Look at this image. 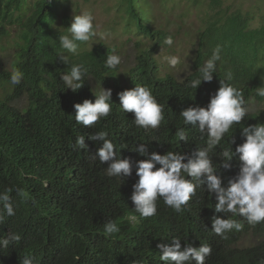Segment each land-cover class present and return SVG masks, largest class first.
<instances>
[{
    "label": "trees",
    "instance_id": "1",
    "mask_svg": "<svg viewBox=\"0 0 264 264\" xmlns=\"http://www.w3.org/2000/svg\"><path fill=\"white\" fill-rule=\"evenodd\" d=\"M123 2L128 21L133 22L136 32L151 40V46L137 54L136 65L122 78L120 65L116 69L105 67L113 48L99 43L83 50L87 42H78L75 54L63 51L72 62L88 68L85 85L73 92L61 80L71 64L61 61L58 40L70 26L68 15L58 16L68 0H34L31 5L26 0H0V38L8 35V25L18 24L20 30L14 34L12 69L0 70V192L12 190L15 213H4L0 238L17 234L20 240L10 242L7 248L0 247V264H22L26 256L32 258L33 264H165L157 245H171L174 237L181 240L182 247L210 246L212 251L205 264H261L264 222L250 225L243 217L235 216L231 218L242 223L241 230L228 232L226 238L215 234L211 230L213 216L228 218L231 214L215 212L214 195L198 189L182 212H175L158 199L157 214L148 218L135 211L131 196L138 180L136 161L150 158L139 156L132 150L134 147L144 143L149 154H164L191 153L206 146L207 137L201 139L198 128L183 125L179 113L190 106L206 107L228 71L233 74L230 83L241 90L248 107L251 99L264 101L256 94V89L264 85L259 74L264 75V24L251 28L249 13L223 7L221 0H210V13L204 16L205 27L194 49V70L180 82L170 75L161 78L155 73L152 54L163 45L165 35L152 28L148 3ZM217 46L222 59L217 62L213 81L202 82L196 90L190 88L189 82L199 75L198 69ZM13 69L24 73L18 85L10 81ZM89 78L98 86L102 83L105 89L111 88L113 101L112 113L91 127L76 122L74 109L85 99L95 101ZM136 84L148 86L164 106L165 119L156 129L136 126L133 114L119 106L117 93ZM22 98L25 108L18 109L12 103ZM256 122H264V109L248 113L213 150V163L224 186L239 171V160L234 157L232 168L224 169L222 164L228 161L219 154L224 148L234 150L243 142L240 127ZM180 127L186 129L187 142L175 136ZM99 131L108 132L107 138L120 151L121 158L132 161L130 177L108 176L110 162L102 164L98 158L92 159L103 142L88 137ZM81 135L87 149L76 146ZM108 221L117 223L118 233H104ZM249 232L261 240L254 246L238 247V240Z\"/></svg>",
    "mask_w": 264,
    "mask_h": 264
},
{
    "label": "clouds",
    "instance_id": "2",
    "mask_svg": "<svg viewBox=\"0 0 264 264\" xmlns=\"http://www.w3.org/2000/svg\"><path fill=\"white\" fill-rule=\"evenodd\" d=\"M95 35L94 16L89 12L72 16L70 26L67 27V34L59 35L58 40L62 50L59 54L60 59L65 65L71 64L70 71L61 77L66 89H71L73 92L80 90L85 85L84 79L88 76V68L83 63L72 62L69 56L63 54V51L75 54L79 47L78 42H87ZM163 43L171 46L174 43L173 37L166 36ZM220 53L221 49L217 46L211 56L204 61L203 66L198 69L199 75L189 82L190 88L196 90L202 82L213 81V73L217 71V62L222 59ZM165 59L171 67H176L180 63L178 56H168ZM120 64L119 55H107L105 67L116 69ZM193 70L191 66V71L186 76ZM23 78L22 71L13 69L10 76L13 85L20 84ZM184 78L176 79L182 82ZM232 80L233 74L228 71L225 79L219 80V87L214 94L210 95L206 107L190 106L179 113L183 125L198 128L201 139L207 137L205 147H197L191 153L167 151L164 154L157 152L149 154L144 143L132 149L141 157L150 156L147 159L137 160L135 164V174L138 180L132 186L134 191L131 201L135 211L141 217L148 218L157 214L158 199H162L164 204L175 212H182L190 199L196 195L197 190L201 189L215 196L217 202L214 210L216 213L231 214L228 218L213 216L211 230L215 234L226 238L228 232L241 230L242 223L231 218L235 216L243 217L250 225L264 222V122L247 123L240 127L243 142L236 144L234 150L230 147L220 152L219 155L228 161L222 164L224 169L232 168L230 162L234 157H238L239 160V171L228 179L227 186H224V179L217 174V168L213 163V150L220 145L225 134L229 133L235 125L241 124L250 110L241 90L230 83ZM99 89L98 92H93L94 102L85 99L83 103L74 105L75 120L78 124L91 127L112 113V89H105L102 83ZM256 94L264 97V85L256 89ZM117 95L120 108L133 114L136 126L145 130L156 129L164 121V106L157 102L148 86L136 84L134 88L120 91ZM175 136L179 138V141L187 142L188 140L185 127L176 129ZM107 137L108 132L106 131H99L88 137L94 142H103L93 154L92 159L98 158L102 164L110 162L106 169L108 176L120 179L130 177L133 173L132 161L129 158H121L120 151ZM231 143H236L234 138ZM76 146L80 149H87L84 136L77 137ZM11 191V189H6L0 192V206H2L0 221H3L4 213L8 216L15 214ZM119 230L114 221L104 224L106 235L118 233ZM249 234L258 239L256 243L261 240L260 236L250 232L242 235L241 238ZM19 240L20 236L17 234H12L8 238H0V247L7 248L10 242ZM157 247L161 251L160 260L165 264H193V262L205 264L206 257L212 251L207 244L199 247L185 244L182 247L181 240L177 237H174L171 245L160 243ZM22 264H33V260L26 256ZM261 264H264V261Z\"/></svg>",
    "mask_w": 264,
    "mask_h": 264
},
{
    "label": "rangeland",
    "instance_id": "3",
    "mask_svg": "<svg viewBox=\"0 0 264 264\" xmlns=\"http://www.w3.org/2000/svg\"><path fill=\"white\" fill-rule=\"evenodd\" d=\"M34 0H26L31 5ZM148 3L147 10L151 19L152 28L163 31L164 38L173 37L171 46L163 45L153 52L156 61V74L159 77L170 75L182 79L190 71L194 58V49L197 47L198 35L205 27L204 16L210 13V0H145ZM122 2V3H121ZM222 6H232L242 13L251 16V28H257L264 24V0H221ZM125 2L123 0H68V3L59 9L58 16L68 15L70 23L72 16L83 12H89L94 16L96 35L87 41L83 50H89L99 43L113 48V54L121 57L119 72L122 78L127 70L136 65V56L140 51L151 46V40L135 30L133 22L128 21L125 14ZM29 12H26L28 15ZM25 15V16H26ZM60 19V18H59ZM57 19L56 24H59ZM7 36L0 38V64L1 69L11 70L14 62L13 41L15 32H20L19 25H8ZM178 56L180 63L171 67L165 57ZM262 63H258L261 66ZM264 71V69H263ZM264 81V75L259 73ZM91 88L98 92L99 86L94 79L89 78ZM3 87H6L4 85ZM104 87V86H102ZM0 94H2L0 89ZM18 109L25 108V100H15L12 103ZM249 113L264 109V101L251 99ZM258 239L252 235L243 236L238 242V247H249Z\"/></svg>",
    "mask_w": 264,
    "mask_h": 264
}]
</instances>
